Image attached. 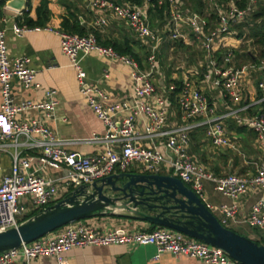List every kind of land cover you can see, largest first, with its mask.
Segmentation results:
<instances>
[{
  "label": "built area",
  "instance_id": "obj_1",
  "mask_svg": "<svg viewBox=\"0 0 264 264\" xmlns=\"http://www.w3.org/2000/svg\"><path fill=\"white\" fill-rule=\"evenodd\" d=\"M8 1L0 0V4ZM85 1L102 14L94 21V27H104L108 15L128 25L131 33L145 47V68H140L130 56L120 55L112 48L100 45L92 33L79 37L48 29L60 38V50L76 72L79 93L105 128L103 137L89 140L103 144L104 150L84 157L67 151L65 145L68 143L59 140L46 125V120L53 119L58 105L55 90H45L43 99L39 101H15V83L25 91L40 89L35 81L37 71L32 68L28 57H9L5 30L0 28V152L14 149L9 174L0 181V233L16 228L27 215L39 214L62 200H58V184L63 183L73 191L111 176L116 171L126 173L133 165L141 166L143 172L157 175L163 166H167L173 177L187 186L210 213L220 216V225L228 228L229 223L235 221L242 196L253 190L264 194V161L256 166L251 176H215L189 155L190 134L197 128H204L205 137L215 150L238 151L224 126V120L232 119L236 125L253 133L258 148L264 152V114H246L251 106L264 102V56L258 64L248 63L238 67L234 66V56L230 52L221 58L216 57L235 34L233 29L246 22L247 17L255 11L258 0H247L242 10L230 3L218 7L214 0H205L216 16L213 23L207 20V16L184 10L180 0H159L160 5L166 6V17L161 26L155 29L150 27L148 20L149 0H145L142 7L129 3L117 4L112 0ZM32 29L26 25L12 26L16 37ZM164 42H180L203 54L195 67L178 80L179 91L173 99L178 110V122L175 124L169 122V110L172 107L170 95L176 86L167 83L158 63V53ZM92 53L130 68L132 87L127 100L108 102L106 94L88 82L81 60ZM254 73L259 75L256 93L260 94V98L245 104L243 83ZM206 86L219 92L223 103L227 104L228 101L233 108L226 114L218 115L216 105L210 102L203 90ZM28 112H35L40 118H23ZM138 118L145 120L143 131L137 125ZM143 140H158L159 143L145 148L141 145ZM18 147L35 150L38 155L22 157L17 152ZM34 161L39 165L37 171H31ZM44 168L58 172L59 177H42L39 172ZM205 182L212 183L214 189L228 198L231 204H207L203 196ZM246 223L251 228L264 231L263 197L252 206ZM149 245L156 249L154 260H158L163 253H169L175 257L197 259L205 264H238L218 248L186 239L184 235L165 228L151 232L102 231L96 226L82 223V220L1 253L0 264H30L32 260L42 257H52L56 264H67L64 254L73 249Z\"/></svg>",
  "mask_w": 264,
  "mask_h": 264
},
{
  "label": "crops",
  "instance_id": "obj_2",
  "mask_svg": "<svg viewBox=\"0 0 264 264\" xmlns=\"http://www.w3.org/2000/svg\"><path fill=\"white\" fill-rule=\"evenodd\" d=\"M28 0H26V3ZM48 8L51 12V21L44 27H35L21 37H16L12 32L14 24L25 25L22 15L10 8L6 3L0 7V28L5 30V41L10 58L28 57L31 66L37 71L36 83L40 86L39 90H22L15 83L13 84L14 98L16 102L21 100L39 101L43 99L45 90H55L57 93L58 105L53 119L46 120V125L55 133L56 137L68 144L65 149L69 152L78 153L84 157L95 155L104 150L103 144L89 142L90 139L101 138L105 134V128L95 117L86 105L85 100L79 93L76 82V72L71 67L70 62L60 50V38L50 30H58V22L66 13V8L71 12H76L80 23L88 30V34H94L100 43L117 42L128 44L134 52L139 55V59L145 68L146 50L142 42L137 39L130 31L128 25L112 15H108L106 25L102 28L94 27V21L102 14L100 11L92 9L85 0H47ZM40 0H31V11L29 17L34 19V9L38 7ZM26 9V8H25ZM171 43L164 42L160 46L158 63L162 75L166 78L179 80L184 73L191 71L199 60H196L190 68L179 66L172 68V72L166 73L162 68L163 55L167 49L173 51ZM168 50V52H170ZM81 67L86 73L90 84L99 87L108 97V102L127 100L131 93L130 68L116 61H111L95 53L82 58ZM257 74V73H254ZM259 77V75H258ZM168 78V77H167ZM258 79V78H257ZM255 85V83H254ZM244 99L249 98L250 102L255 101L257 97L256 85L253 86L250 79L243 83ZM205 94L210 102L217 107V114H226L233 108L230 102L223 103V97L219 92L212 91L207 86L203 87ZM248 94H245V93ZM247 97V98H246ZM1 106V95H0ZM178 110L175 106L169 110V122L175 124L178 122ZM40 118L35 112H28L23 118ZM144 118L137 119L139 129L144 128ZM241 127L235 124L233 120H224V126L228 138L237 145L238 151L230 149L215 150L205 136L199 142L191 140L189 155L199 165L204 166L213 175L225 176L235 174L239 176H251L255 173L256 166L264 161V152L258 148L254 135L249 130H244L241 135H237L231 126ZM158 140L153 142L143 140L142 147L150 148L158 144ZM13 148H8L5 152H0V181L9 174L12 163ZM17 152L22 157H36L35 150H28L18 147ZM39 165L36 161L31 164V171H37ZM126 173L130 174H148L143 172L139 165L131 166ZM118 171L112 175H119ZM39 175L45 178L59 177V173L48 168H44ZM158 175L171 176L173 174L167 166H163ZM72 190L66 188L61 183L58 184V200L64 198ZM203 196L207 204L211 205H230L231 201L219 194L212 183L205 182L203 186ZM264 194L258 190L247 192L239 199L238 212L235 221L229 223L227 229L243 236L260 246H264V231L251 228L246 220L249 217L252 206ZM219 221L220 216L213 214ZM82 223L96 226L102 231L107 230H125L130 232H151L154 229L161 228L135 219L133 214L124 210L115 211L110 216H100L96 218L82 220ZM186 239H191L185 236ZM156 249L153 246H106V247H86L82 249H73L64 254L67 264H205L200 260L175 257L169 253H163L158 260H154ZM30 264H56L52 257H42L32 260Z\"/></svg>",
  "mask_w": 264,
  "mask_h": 264
},
{
  "label": "water",
  "instance_id": "obj_3",
  "mask_svg": "<svg viewBox=\"0 0 264 264\" xmlns=\"http://www.w3.org/2000/svg\"><path fill=\"white\" fill-rule=\"evenodd\" d=\"M26 4V0H9L6 6L23 12ZM118 210L133 214L142 222L218 248L238 264H264V246L221 226L179 179L157 174L111 175L76 188L38 215L0 233V254L71 223L110 216Z\"/></svg>",
  "mask_w": 264,
  "mask_h": 264
},
{
  "label": "trees",
  "instance_id": "obj_4",
  "mask_svg": "<svg viewBox=\"0 0 264 264\" xmlns=\"http://www.w3.org/2000/svg\"><path fill=\"white\" fill-rule=\"evenodd\" d=\"M117 4H124L129 3L131 5H135L138 7H142L145 4V0H112ZM182 3V7L184 10L191 14H198L200 16H207V20L209 22H215L216 16L209 10L208 4L205 0H180ZM214 3L218 7H224L227 4H233L238 9L242 10L246 7L247 0H214ZM5 2L0 4L2 7ZM148 4V20L150 27L152 29L159 28L161 24L164 22L166 17L165 5H160L159 0H149ZM257 8V7H256ZM31 11V0H28L26 4V9L22 12L23 23L29 28L35 27H44L46 24L50 23L51 21V12L48 8L47 0H40V4L37 8L34 9L35 18L32 19L29 17V13ZM58 30L74 35V36H85L88 34V30L80 23V19L78 18L76 12H71L69 8H66V13L61 16L58 22ZM234 35L231 39L227 40L225 46L222 50H219L216 54L217 58H221V56L227 52H230L234 56V62L236 60L237 67L246 65L248 63L251 64H258L261 58L264 56V5L258 6L255 11L249 15L246 19V22L238 25L233 29ZM99 42V39H97ZM245 44L247 46V50H240L237 47L239 45ZM100 45L112 48L115 52L120 55L130 56L133 58L140 68H143V60L142 63L139 59V55L136 54L132 47L128 44H120L117 42H109V43H100ZM172 48L174 47L173 51L176 53L178 51H187L192 52V47L183 45L180 42L172 43ZM251 48H255L251 50ZM193 53V52H192ZM202 54V53H200ZM159 58V55H158ZM203 58V54L201 55V60ZM159 61V60H158ZM168 77V78H167ZM167 83H173L176 86V90L172 92L170 95V103H172V107L175 106L174 104V96L179 91L180 82L175 79H170L169 76H166ZM198 79V81H200ZM260 98V94L257 93L256 100ZM227 101V99H225ZM228 102V101H227ZM246 100L245 104H249ZM258 112L264 114V102L258 105L251 106L247 111L246 114L249 116H254ZM232 120V119H230ZM231 130H234L237 135H241L245 127H237L235 125L231 126ZM252 133V132H251ZM253 134V133H252ZM205 136V129L204 128H197L190 134V138L194 142H199L202 137ZM217 176V175H216ZM220 177V175H218ZM38 215V213H33L27 215L22 221H26L34 216ZM57 231V230H56Z\"/></svg>",
  "mask_w": 264,
  "mask_h": 264
},
{
  "label": "rangeland",
  "instance_id": "obj_5",
  "mask_svg": "<svg viewBox=\"0 0 264 264\" xmlns=\"http://www.w3.org/2000/svg\"><path fill=\"white\" fill-rule=\"evenodd\" d=\"M261 5H264V0H258V3L256 5V7L258 8V6H261ZM256 8V9H257ZM169 47L171 48V46L169 45ZM238 49L240 50H247V46L243 43L242 45H239L237 47ZM255 48H251V50H254ZM169 49H167V53H165L163 55V59L161 60L162 61V68H163V71H165L166 73H169V72H172V68H177L179 66H184L185 68H190L191 66H193L194 62L196 60H199V58H201V55L199 51H197L194 47H192V52H183V51H178L176 52L175 54L170 51L168 52ZM234 66L237 67V62L235 60L234 62ZM258 74H252L251 75V78H250V82L253 86H255L257 84V81H258ZM255 83V85H254ZM245 94H248L247 92ZM247 98V97H246ZM247 101H249V98H247Z\"/></svg>",
  "mask_w": 264,
  "mask_h": 264
}]
</instances>
